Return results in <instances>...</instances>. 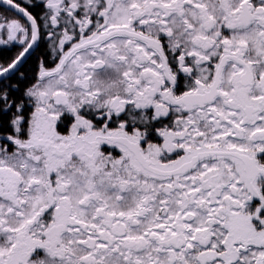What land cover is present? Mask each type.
I'll return each mask as SVG.
<instances>
[{"label":"snow or ice","instance_id":"obj_1","mask_svg":"<svg viewBox=\"0 0 264 264\" xmlns=\"http://www.w3.org/2000/svg\"><path fill=\"white\" fill-rule=\"evenodd\" d=\"M3 3L0 264H264V0Z\"/></svg>","mask_w":264,"mask_h":264},{"label":"trees","instance_id":"obj_2","mask_svg":"<svg viewBox=\"0 0 264 264\" xmlns=\"http://www.w3.org/2000/svg\"><path fill=\"white\" fill-rule=\"evenodd\" d=\"M16 2L26 7L27 10L34 16H41L43 14L44 9L42 8V6H39V0H16ZM31 4H36L37 6L28 7V5H31ZM4 18L19 19L23 21V19L19 18L13 12L3 7H0V22H4ZM18 51H19V48L17 46H14L13 44L0 45V61H6L10 59ZM47 52H48V43L42 40L41 42H39V45L36 47V49L31 54V56H29V58L25 61L21 70L26 72V79L23 81H20L18 84V87L21 91L24 88H26L29 85V83L33 82V77L36 72L38 61L43 59L45 64H47L46 63V57L48 56ZM12 82L14 84L17 83L15 80H13ZM21 91L13 92V96L19 99L21 95ZM0 119H7V117H0Z\"/></svg>","mask_w":264,"mask_h":264},{"label":"flooded vegetation","instance_id":"obj_3","mask_svg":"<svg viewBox=\"0 0 264 264\" xmlns=\"http://www.w3.org/2000/svg\"><path fill=\"white\" fill-rule=\"evenodd\" d=\"M47 54H48V56L46 57V63H47L46 66L52 67V66H54L53 65L54 57L51 55V52H50L49 48H48ZM165 123H167V121H165Z\"/></svg>","mask_w":264,"mask_h":264},{"label":"water","instance_id":"obj_4","mask_svg":"<svg viewBox=\"0 0 264 264\" xmlns=\"http://www.w3.org/2000/svg\"><path fill=\"white\" fill-rule=\"evenodd\" d=\"M0 7H3V8H5V9H7V10H9L8 9V7L6 6V4H4L3 3V0H0ZM9 11H11V12H13L15 15H17V13L15 12V11H12V10H9ZM19 18H21V19H24L22 16H20V15H17ZM36 49V47L31 51V53L28 55V57L26 58V60L29 58V56H31V54L34 52V50ZM25 60V61H26Z\"/></svg>","mask_w":264,"mask_h":264}]
</instances>
